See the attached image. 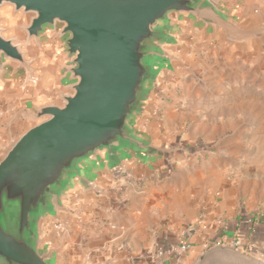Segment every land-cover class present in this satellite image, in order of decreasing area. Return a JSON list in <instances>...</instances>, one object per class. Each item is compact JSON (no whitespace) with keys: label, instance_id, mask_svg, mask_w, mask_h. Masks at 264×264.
<instances>
[{"label":"crops","instance_id":"crops-1","mask_svg":"<svg viewBox=\"0 0 264 264\" xmlns=\"http://www.w3.org/2000/svg\"><path fill=\"white\" fill-rule=\"evenodd\" d=\"M214 4L235 23L243 24L246 36L229 44L228 49L237 55L234 61L248 69V82L258 83L251 88L242 87L239 98L247 105L240 108L233 100L235 85L226 95L218 90L216 98L222 102L216 101V111L248 114L239 117L243 129L249 124H246L249 114H258L254 120L264 124V104H249L251 97H264V29L261 28L264 0H214ZM19 18L12 7L0 8L1 24L10 26ZM182 21L180 24L198 38L203 35L202 30L206 33L212 30L198 20L193 21L191 27L186 17ZM176 26H170L171 36L176 34ZM216 32L212 30L213 34ZM12 36L15 34L4 35L5 38ZM175 39L177 43L172 46L176 48L180 41ZM170 47L166 45L165 49ZM23 51L30 78L26 70L14 62L3 61L0 70V160L26 130L39 122L29 119L25 112L60 105V95L69 93L70 85L75 83L63 70L68 59L62 41L49 30L37 41L24 44ZM187 59L190 66L191 59ZM165 65L168 69V63ZM188 67L170 69L166 85L156 96L162 120H144L143 132H138L155 147V152L150 157L140 158L122 154L123 173L116 178L104 163L86 165L84 171L92 186L85 191L79 186L69 190L62 201L64 211L57 219H45L42 249L49 252V264H191L215 238L228 240L229 246H233L234 240L239 241L238 251L212 253L203 264H264V184L260 183L256 172L251 173L261 166L244 167L245 177L232 184L226 180L225 173L233 163L230 157L233 140L217 141L213 153L199 154L198 159L191 162L186 159L189 149L176 148L182 142H177L172 132L186 121L192 96L198 99L202 96L200 90L191 89L196 75ZM243 75L240 80L244 81ZM216 78L219 83V77ZM174 86L182 90L176 91ZM172 98L176 101H171ZM167 162L174 165L173 174L165 175L157 166ZM150 174H159L160 178L139 179L141 175ZM240 200L242 205H239ZM253 213H261V216L252 230L235 229L240 214ZM54 223H61L62 230H54ZM234 230L239 231L237 239L230 236V231ZM182 243L188 245L183 255H155V247L171 250Z\"/></svg>","mask_w":264,"mask_h":264},{"label":"water","instance_id":"water-1","mask_svg":"<svg viewBox=\"0 0 264 264\" xmlns=\"http://www.w3.org/2000/svg\"><path fill=\"white\" fill-rule=\"evenodd\" d=\"M15 12L32 14L23 28L26 41L45 30L63 38L68 59L63 70L75 83L60 95V105L25 112L39 121L26 130L0 160V264H49L42 249V224L64 211L62 201L76 186L86 190V165L104 163L113 177L123 173L122 154L150 157L155 147L130 127L137 116L148 117L146 102L159 86V63L174 59L166 45L170 15L193 16L222 29L230 40L235 25L214 0H0ZM4 38L0 28V70L3 61L17 63L31 77L20 44ZM234 246H213L194 264Z\"/></svg>","mask_w":264,"mask_h":264},{"label":"rangeland","instance_id":"rangeland-1","mask_svg":"<svg viewBox=\"0 0 264 264\" xmlns=\"http://www.w3.org/2000/svg\"><path fill=\"white\" fill-rule=\"evenodd\" d=\"M1 7L12 6L9 4H3L0 8ZM14 13L20 15V18L13 20L10 26L1 24L3 19H0V28L2 29L3 37L9 33H14L15 36L9 38H14V43L20 44V49L23 51V45L32 41H26V33L23 30V28L29 24L32 14L22 13V11H14ZM184 17L190 21V24H188L190 27L192 26L193 21H196L193 16L185 13L179 15L178 18H175L174 15H170V26L177 25L174 29V32L176 33L174 34V37L180 42L176 48L171 45L168 49L172 52L174 51L172 54L174 59L171 63H168V69L165 63L160 62L158 64V67L163 73V78L159 79V86L155 88L151 100L146 102L145 105V110L148 114L151 106L154 104L157 105L158 114L156 116H151L149 114V116L144 119L137 116L136 121H131L129 125L134 128L135 132L138 134L139 131L143 132L141 130V125L144 120L146 122H157L162 120V111L159 104H156V100H158V97L156 96H159L160 94L158 91L161 92L163 86L166 85V78L169 75L170 69L172 68L173 70L177 68L182 69L186 66L188 67L189 65H187L186 62L188 61L187 58H190L191 60L189 61L191 65L188 68L193 75H196V81L192 84L191 89L200 90L202 96L199 99L192 96V99H190L191 106L188 110L189 112L186 114V121L182 126L176 128L175 131L172 132V137L176 138L175 140H177V142H182L181 145L178 144L179 146L176 148H178V150L181 148L184 150L189 149L187 152H189L190 155H187L186 159L191 162L194 161L199 154L203 153L208 155L213 153L216 149L215 146L217 141L220 143L226 139L233 140L234 142H231L232 144L230 145V147H232L230 157L233 158V163L225 173L227 177L226 180L235 184L239 179L245 177L242 171L244 167L256 165L257 167L261 166V168L253 170L251 173L256 172L260 183L264 184V124L257 123L254 120L255 117H258V114H249V122H246V124H249L246 125V129H243L242 124L239 123V117H247L246 115L248 114L245 113L246 115H243L240 113L237 115L228 113L226 110L216 111L215 108L216 101L222 102V100H217L216 98L218 90H222L225 92L223 95H226V91L229 90L228 92H230L232 86L235 85V90H233L235 91V97L233 100L240 108V106H244V104L247 105L246 102L244 103L243 100L239 98L242 95V87L248 86L251 88L253 84L255 86L258 84L257 82L253 83V81L248 82L250 78L249 73H247L248 69L237 64V60L234 61L233 59L237 58V55H234V53L228 49L229 44L237 43L238 41L243 40V37H240V40H230L226 37V34L222 29H215L213 26H209L210 29H214L215 32H217L213 34L212 30L207 33L202 30L203 35L198 38V35L190 29H187L182 23L180 24ZM233 23L235 25V36H242L241 33H244L243 24L239 25L234 21ZM6 24L9 23L6 22ZM261 28L264 29V23H262ZM59 29L60 25L57 24L55 31L47 30L56 34ZM218 36L219 39H217ZM58 39L63 41V38ZM242 75L245 76L244 81L240 80ZM216 76L219 77V83L217 82ZM218 84L220 85L219 87ZM174 87L176 91L180 92V90H182H178L179 87L177 86ZM226 99L227 98L224 97L223 101H226ZM171 101L174 102L176 99L172 98ZM260 103L264 104V97L257 96L251 97L249 104L254 106L260 105ZM203 109L204 111H202ZM157 166L158 168L160 167L162 171L166 169L171 170V174H173L175 169L174 165L169 162L166 164L159 163ZM241 201L242 200L239 201V205H242ZM232 235L237 239L239 232L236 233L234 230L231 233L230 231V236ZM213 246H229V241H219L215 238L209 241L204 251ZM154 249V252H156L157 248L155 247ZM197 258L191 261V264H194Z\"/></svg>","mask_w":264,"mask_h":264},{"label":"built area","instance_id":"built-area-1","mask_svg":"<svg viewBox=\"0 0 264 264\" xmlns=\"http://www.w3.org/2000/svg\"><path fill=\"white\" fill-rule=\"evenodd\" d=\"M149 114L151 116H156L158 114V108H157V105H152L150 110H149ZM164 174L165 175H170L171 174V170L169 169H166L164 170ZM160 178V175L159 174H150V175H141L139 177V179L142 181V180H152V179H159ZM258 215H261V213H258ZM62 224L61 223H54L53 224V229L56 230V231H60L62 230ZM240 243L239 241L237 240H234L233 241V246L234 247H239ZM188 248V245L182 243L181 245H179L178 247H176L175 249H163L161 247H158L156 252H155V255L157 257H160V256H170L174 253H177L178 255L179 254H182L184 253Z\"/></svg>","mask_w":264,"mask_h":264},{"label":"trees","instance_id":"trees-1","mask_svg":"<svg viewBox=\"0 0 264 264\" xmlns=\"http://www.w3.org/2000/svg\"><path fill=\"white\" fill-rule=\"evenodd\" d=\"M261 216L258 214H249V215H239L236 218V225H235V229L236 230H242V229H249L252 230V228L254 227L255 222L257 221V218ZM239 232V231H238Z\"/></svg>","mask_w":264,"mask_h":264}]
</instances>
